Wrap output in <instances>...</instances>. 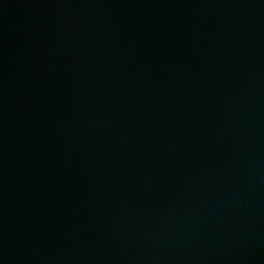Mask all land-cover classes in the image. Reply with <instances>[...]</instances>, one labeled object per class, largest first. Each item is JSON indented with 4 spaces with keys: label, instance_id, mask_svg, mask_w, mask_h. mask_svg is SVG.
<instances>
[{
    "label": "water",
    "instance_id": "95a60500",
    "mask_svg": "<svg viewBox=\"0 0 264 264\" xmlns=\"http://www.w3.org/2000/svg\"><path fill=\"white\" fill-rule=\"evenodd\" d=\"M0 264H264V0H0Z\"/></svg>",
    "mask_w": 264,
    "mask_h": 264
}]
</instances>
